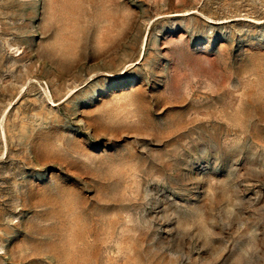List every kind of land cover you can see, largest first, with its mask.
<instances>
[{"label":"rangeland","instance_id":"rangeland-1","mask_svg":"<svg viewBox=\"0 0 264 264\" xmlns=\"http://www.w3.org/2000/svg\"><path fill=\"white\" fill-rule=\"evenodd\" d=\"M0 264H264V0H0Z\"/></svg>","mask_w":264,"mask_h":264}]
</instances>
